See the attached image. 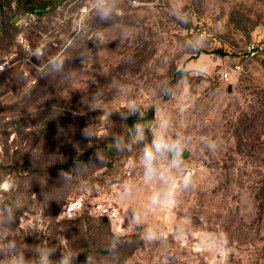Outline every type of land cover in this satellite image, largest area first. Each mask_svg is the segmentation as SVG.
Masks as SVG:
<instances>
[{
    "label": "rangeland",
    "instance_id": "1",
    "mask_svg": "<svg viewBox=\"0 0 264 264\" xmlns=\"http://www.w3.org/2000/svg\"><path fill=\"white\" fill-rule=\"evenodd\" d=\"M1 3L0 264H264V0Z\"/></svg>",
    "mask_w": 264,
    "mask_h": 264
},
{
    "label": "clouds",
    "instance_id": "2",
    "mask_svg": "<svg viewBox=\"0 0 264 264\" xmlns=\"http://www.w3.org/2000/svg\"><path fill=\"white\" fill-rule=\"evenodd\" d=\"M105 16H110L111 12H105ZM167 154L170 157V162L173 166H178L181 162L180 158L183 154V146L179 140L169 141L165 137L154 138L150 147L145 148L143 159L148 176L156 174V168L154 162L157 155ZM185 187L190 184V179L186 178L184 181ZM157 197L152 198V202L156 203ZM153 233H148V239H154ZM11 247L14 249L16 246L12 244ZM55 256V250L44 249L41 253H38V264H54L52 257ZM78 257L62 253L59 260L55 264H73V261ZM14 264H24L22 257L17 256L14 260Z\"/></svg>",
    "mask_w": 264,
    "mask_h": 264
},
{
    "label": "trees",
    "instance_id": "3",
    "mask_svg": "<svg viewBox=\"0 0 264 264\" xmlns=\"http://www.w3.org/2000/svg\"><path fill=\"white\" fill-rule=\"evenodd\" d=\"M3 5H2V3L0 4V7H1V9L3 8L2 7ZM49 7V5H36L35 6V10H37V11H39V10H42V12L43 11H45L47 8ZM152 115H153V111L152 110H150V111H148L147 112V114H146V116H145V118L144 119H141V121L142 122H145V121H147V120H150L151 118H152ZM134 121H135V119L133 120V118H130L129 119V121H128V124H130V125H133V123H134ZM10 218H11V216H9ZM67 222L69 223V224H73V225H71V227L69 226V228H71V232H73V233H78L79 232V230L81 229V227H80V224H79V221H78V219L77 218H75V219H70V220H67ZM68 228V229H69ZM70 230V229H69ZM43 232H39V236L42 234ZM37 235H38V232H36L32 237H37ZM67 235V234H66ZM82 235H84V234H82ZM68 236V235H67ZM30 238V237H29ZM28 237H27V239H29ZM26 239V240H27ZM30 240V239H29ZM28 240V241H29ZM85 243H84V245L83 246H81V249H79L80 250V252L79 253H77L76 254V256L77 257H79V258H81V257H83L86 253V248H85ZM98 250V252H100V253H104V252H111L110 250H101V249H97ZM67 249H66V247H64V248H62V247H60V250H58V251H55V256H53L52 257V260H53V262H54V264H55V262L56 261H58L59 260V258H60V256H61V254L62 253H64V254H67ZM81 256V257H80ZM77 262V261H76Z\"/></svg>",
    "mask_w": 264,
    "mask_h": 264
},
{
    "label": "built area",
    "instance_id": "4",
    "mask_svg": "<svg viewBox=\"0 0 264 264\" xmlns=\"http://www.w3.org/2000/svg\"><path fill=\"white\" fill-rule=\"evenodd\" d=\"M264 51V42L256 41L248 44L245 48V51L240 55L241 59L247 60L258 56ZM8 62L6 60H0V74L6 70L8 67ZM240 67L235 65L231 68L219 69L218 75L221 81L229 82L232 77L233 70H239ZM34 82V80H33Z\"/></svg>",
    "mask_w": 264,
    "mask_h": 264
},
{
    "label": "water",
    "instance_id": "5",
    "mask_svg": "<svg viewBox=\"0 0 264 264\" xmlns=\"http://www.w3.org/2000/svg\"><path fill=\"white\" fill-rule=\"evenodd\" d=\"M229 88V90H230V87H228Z\"/></svg>",
    "mask_w": 264,
    "mask_h": 264
}]
</instances>
